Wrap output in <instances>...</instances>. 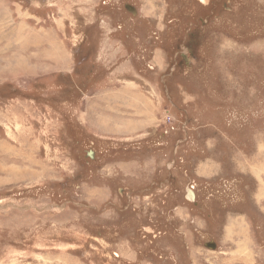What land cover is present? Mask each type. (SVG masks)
Wrapping results in <instances>:
<instances>
[{"label":"rangeland","instance_id":"1","mask_svg":"<svg viewBox=\"0 0 264 264\" xmlns=\"http://www.w3.org/2000/svg\"><path fill=\"white\" fill-rule=\"evenodd\" d=\"M0 264H264V0H0Z\"/></svg>","mask_w":264,"mask_h":264},{"label":"bare ground","instance_id":"2","mask_svg":"<svg viewBox=\"0 0 264 264\" xmlns=\"http://www.w3.org/2000/svg\"><path fill=\"white\" fill-rule=\"evenodd\" d=\"M135 129V128H134ZM189 190V189H188ZM187 190V191H188ZM193 196H194V194H193V192H191L190 190L188 191V198L189 199H191V198H193Z\"/></svg>","mask_w":264,"mask_h":264},{"label":"crops","instance_id":"3","mask_svg":"<svg viewBox=\"0 0 264 264\" xmlns=\"http://www.w3.org/2000/svg\"><path fill=\"white\" fill-rule=\"evenodd\" d=\"M58 67H62L61 65H58ZM65 67V66H64Z\"/></svg>","mask_w":264,"mask_h":264}]
</instances>
